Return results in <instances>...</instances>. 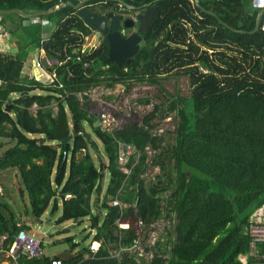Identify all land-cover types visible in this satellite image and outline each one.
<instances>
[{"label": "trees", "instance_id": "trees-1", "mask_svg": "<svg viewBox=\"0 0 264 264\" xmlns=\"http://www.w3.org/2000/svg\"><path fill=\"white\" fill-rule=\"evenodd\" d=\"M67 1L80 0H0V9L35 13ZM123 1L158 7L132 64L118 67L109 58L107 39L84 49L95 28L71 6L34 19L52 24L46 41L40 40L41 24L30 27L39 34V52L53 61L47 68L49 81L24 75V59L0 51L5 81L0 90V138L14 142L0 154V170H18L20 192L28 195L33 219L39 220L50 205L51 214L56 213L60 204L57 223L89 219L93 240L101 242L98 252L90 247L75 252L78 244L67 238L71 251L54 256L63 264H119L116 258L106 259L108 246L132 245L140 223L150 224L162 215H174L176 225L166 242L170 248L162 251L168 257L156 254L152 264H243L240 255H247L250 263L264 262V243L251 255L247 233L252 215L264 205V31L260 25L256 33H248L259 11L244 0H199L200 6L195 0ZM114 7L119 9L118 1L104 4L105 9ZM177 71L190 78L189 98L170 93L162 84L163 75ZM129 80L148 85L139 87L145 94L137 98L139 104H151V98L157 102L143 118L113 110L125 121L113 135L101 131L96 124L99 107L91 101L81 104L76 94L123 83V102L133 91ZM36 90L42 93L32 94ZM167 117L175 124L170 132L173 143L164 148L165 138L154 132V120ZM84 124L102 143L104 157ZM70 134L65 145L62 138ZM116 140L142 152L129 175L117 162ZM148 146L152 156L145 150ZM149 164L161 174L146 183ZM95 193L100 212L92 208ZM67 194L73 196L65 199ZM114 198L129 205L123 213L112 204ZM118 220L129 228H119ZM18 224L9 205L0 200V235H8L5 246L20 229L29 228ZM51 258L21 256L20 263L50 264ZM121 264L136 262L125 255Z\"/></svg>", "mask_w": 264, "mask_h": 264}, {"label": "rangeland", "instance_id": "rangeland-1", "mask_svg": "<svg viewBox=\"0 0 264 264\" xmlns=\"http://www.w3.org/2000/svg\"><path fill=\"white\" fill-rule=\"evenodd\" d=\"M244 3L249 5L251 4V0H244ZM9 17L12 16V18H17L16 14H12L11 16L8 14ZM53 26L48 27V31L50 32L52 30ZM29 29V28H28ZM23 29L22 27L18 30V32L15 35H22V38L20 39V49L19 55L20 58H23L24 60H31L34 57L35 52H38L39 45L37 41V37H39V34L35 31H33L34 34H36V37L32 34H28L27 30ZM40 35H46L49 32H43L42 29L40 30ZM96 36L95 33L93 36L89 37L88 40L85 39V43L83 45V48L86 49L90 47L91 45L96 43ZM40 59H42V56H40ZM49 69L53 67V61H50V64L47 65ZM39 72V70H38ZM46 79L47 81L50 80V74L49 71H46ZM41 75V72H39ZM39 76L36 78L39 79ZM163 86L170 92L177 94L182 97L189 98L191 95V91L193 87L190 84V78L188 75H186L183 71H177L175 74L172 75H163L161 77ZM129 84L133 87L132 92L129 94H125V100L123 102H120V98H122V95L125 93L126 85L123 83L116 84L112 89L113 93L109 96L108 99L105 98L106 95H104V99L106 101V104H103L101 108H104L106 110H109L112 112V109H115L117 112H121L125 115V117L131 116L133 113H137L140 118H143L150 109L152 108V105L154 102H157L155 98H151V104H139L137 98L141 95H145L144 92H142V89H140V86H143V89H146L148 85H146V81L144 83H139L136 80H129ZM102 87H108L107 84L100 85ZM34 93H42L40 90L33 91ZM96 93V92H95ZM16 96V95H13ZM12 96V97H13ZM119 97V98H118ZM87 101H91V99H88ZM86 102V101H85ZM95 103V102H94ZM97 105V104H96ZM98 106V105H97ZM99 107V106H98ZM99 107V109H101ZM37 109L36 106L32 108V111L35 112ZM54 110H57L56 105H54ZM113 114V113H112ZM165 114V113H163ZM173 116V113L171 114ZM174 117V116H173ZM122 122L123 120L120 118ZM154 122L158 123L155 131H158L159 134H162V136L165 138V142L162 144L164 148H167L168 145L173 143V136L170 133L173 131L175 120L172 119H155ZM85 129L90 132L95 138L97 144H98V155L104 157V148L102 143L96 138L94 135L92 128L88 124H84ZM160 129H163L164 131H161ZM0 144L3 146L0 149V154L4 149L9 147L10 145L14 144L13 141L8 139L0 138ZM97 151V150H96ZM159 151V150H158ZM150 156L153 155V153L149 154ZM152 157L149 158V161L151 162ZM161 174V169L159 167L153 166L152 164H149L146 173L144 174V178L146 180V183H150L154 181L157 177V175ZM108 182L105 183V186ZM0 185L3 188V195L0 196V200L6 202L9 205L10 211L14 213L16 216L18 222L25 223L30 226V228L27 229L28 232L32 231L34 234L40 238L44 245L45 254L47 257H54V256H60L65 255L71 251L72 242L67 241V238H72L74 243H77V247L75 249V252L81 251L84 248H88L90 243L93 240V235L95 233L94 230L90 227V221L88 218H84L80 224L74 223L73 220H67L61 223H57V220L62 214V205L60 204L59 210L51 214V205L48 207L46 212L43 214V216L40 218V222L37 220H30V203L28 199V195L25 192L24 195H21L20 188L23 187L21 178L19 176L18 170L16 168H8L4 170H0ZM104 192L100 195L99 198L102 199L104 197ZM100 203H97V194L95 193L92 196V208L95 210V212L102 211L100 208ZM255 214L261 215L262 220L264 221V206L257 211H255ZM168 218V217H166ZM254 220L256 219V216H252ZM170 219V218H169Z\"/></svg>", "mask_w": 264, "mask_h": 264}, {"label": "built area", "instance_id": "built-area-1", "mask_svg": "<svg viewBox=\"0 0 264 264\" xmlns=\"http://www.w3.org/2000/svg\"><path fill=\"white\" fill-rule=\"evenodd\" d=\"M251 6L257 11L264 10V0H251ZM261 29L264 31V21L261 24ZM5 30L0 25V37L4 34ZM89 38L86 37V40ZM5 81L0 76V90L3 88ZM112 88L95 86L91 87L84 92L77 93L76 96L80 100L81 104L85 103L88 99H91L92 102H95L100 108L103 104H106L104 99L109 98V95L113 93ZM96 92V93H95ZM114 98V96H112ZM101 113L97 119V126L101 131L114 134L115 131L123 124L119 117H117L112 109V112L101 108ZM113 113V114H112ZM123 120V118H121ZM166 119H171L167 117ZM174 129V128H173ZM164 131L163 129H160ZM154 132L158 135V131ZM165 132V131H164ZM117 142V162L120 166V169L127 175L131 173V170L136 162L139 161L141 157V150L132 143H128L123 140H116ZM148 154L153 153V150L148 146L145 149ZM136 161L132 163V159ZM148 161V160H147ZM0 194L3 195V188L0 185ZM73 195L67 194L65 199L71 198ZM114 206H118L123 213V210L126 209L129 205L122 202L119 198H114L112 201ZM264 206V205H263ZM253 217L256 216L254 220L251 218V224L248 227L247 233L251 238V255L257 254V245L259 243H264V221L259 214H253ZM166 218L165 215H162L159 219L151 222L150 224L140 223L138 230L137 240L130 246L127 247H118L112 249L111 246H108L109 256L106 259L116 258L119 261V264L125 258H133L136 264H152L156 254L157 256H163L164 258L168 257V254L163 255L162 251L166 248L169 249L170 245L167 244V239L169 234L173 233V229L176 225V219L173 215V218ZM119 228L128 229L129 224L117 221ZM23 223L18 224L21 226ZM25 224V223H24ZM27 225V224H26ZM29 226V225H27ZM30 228V226H29ZM8 235H0V264H21V256H26L28 258H40L46 256L43 242L38 238L34 232H28L27 229H20L14 236V239L11 244L5 246V240ZM160 244V249L158 245ZM101 246V242L94 241L90 243L89 247L93 253H97ZM239 259L243 264H264V262H249L247 255H240ZM50 264H63L62 261L58 258H51Z\"/></svg>", "mask_w": 264, "mask_h": 264}, {"label": "water", "instance_id": "water-1", "mask_svg": "<svg viewBox=\"0 0 264 264\" xmlns=\"http://www.w3.org/2000/svg\"><path fill=\"white\" fill-rule=\"evenodd\" d=\"M89 0H80L77 4H74L71 1L67 2H62L59 3L56 7L48 10V11H40V12H35V13H26L20 9H10V10H3L0 9V22L1 20V15H6V14H19L24 18H36L40 16H47L51 13L56 12L57 10H60L66 6H71L74 9L77 10L78 14L84 18V20L93 26L95 30L101 32V33H106L107 32V25H108V19L105 15H100L98 13H94L89 11L85 3H87ZM119 1V3L123 6H127L130 8H133L132 6L128 5L122 0H116ZM196 4L199 5V0H195ZM158 7H150L148 8L143 14L138 15V19L140 21V29L139 33L142 34L147 29L150 27V25L153 23L155 13L157 11ZM203 10L213 16H217L214 12L208 11L203 8ZM264 14V10H260L258 12L257 18H256V25L255 28L252 31H249L248 33L254 34L256 33L261 25V18L262 15ZM129 19H126V21ZM118 22H119V17L118 15H114L111 20H110V25L111 27L118 28ZM222 22V21H221ZM2 27L8 31L15 32L16 29L18 28V25L15 24L12 21H2L1 23ZM232 30L240 33H247L244 30H237L233 29ZM99 35L97 36V40L95 45L99 44ZM107 41L109 43V58L114 61L118 67H122L126 64H130L132 62V58L139 52V43L141 41V36L138 34L130 36L128 39H123L121 38L120 34L118 31L114 32H108L107 33ZM46 48V47H45ZM75 132H78V128L75 127ZM73 137V134H70L67 137L62 138V142L66 145L69 140H71ZM46 138L41 139V143H44ZM30 220H34L32 217ZM40 222V219L37 220ZM74 223H76V220H74Z\"/></svg>", "mask_w": 264, "mask_h": 264}, {"label": "crops", "instance_id": "crops-1", "mask_svg": "<svg viewBox=\"0 0 264 264\" xmlns=\"http://www.w3.org/2000/svg\"><path fill=\"white\" fill-rule=\"evenodd\" d=\"M10 16L12 14H9ZM17 18H12L8 16V14L6 15H1V20L2 21H12L15 24L18 25V28L16 29L15 32H11L8 30H3L4 34H2V36L0 37V51H4V52H9L12 54L17 55L19 53V49H20V45L22 43H20V39L22 38V35H15L18 30L22 27L24 30H27L28 34H32L33 31L30 30V27L32 26V29L35 27V25H37L38 23L41 24L42 27V31L43 32H49L48 31V27L51 26L52 24L50 22H47L44 19H40L38 22L35 21L34 19L38 18H27L29 20H23L22 16L19 14H16ZM24 18V17H23ZM2 21L0 22V25L2 23ZM2 26V25H1ZM36 33V32H35ZM47 34V33H46ZM34 37H36V34H33ZM39 37H37L36 39L38 40ZM40 40L41 42H44L47 40V36L46 35H40ZM40 56H42V59H40ZM24 67H23V73L24 75H27L30 77H37L39 76V72H41V75L39 77V80L46 82V71L48 70V64H50L51 59L48 56L43 57V55L39 52H35L34 57L27 61L24 60ZM39 70V72H38ZM264 257V256H263Z\"/></svg>", "mask_w": 264, "mask_h": 264}, {"label": "flooded vegetation", "instance_id": "flooded-vegetation-1", "mask_svg": "<svg viewBox=\"0 0 264 264\" xmlns=\"http://www.w3.org/2000/svg\"><path fill=\"white\" fill-rule=\"evenodd\" d=\"M89 1H93V0H89ZM89 1H87V3H85V5L89 9V11L94 12V13H98L100 15H105L108 19V25H107V32L106 33H101L97 30L94 31L96 38L98 35L100 37L99 42L107 39V33L110 31L111 32L118 31L121 38H123V39H128L130 36L138 34L141 36V41L139 43V46H140L139 50H140L143 43H145V34L150 29L152 24L147 29V31L140 34L139 33L140 21L138 19V15L143 14L150 7H155L156 5L154 3H147V4H144L143 6L130 5L133 8L123 6L119 3L120 7L116 11L115 7L112 9H105L104 8V4L108 0H98V1L88 3ZM114 15H118V17H119L118 28L111 27V25H110V20ZM126 19H129V20L126 21ZM132 63H133V58H132V62L130 64H132Z\"/></svg>", "mask_w": 264, "mask_h": 264}]
</instances>
